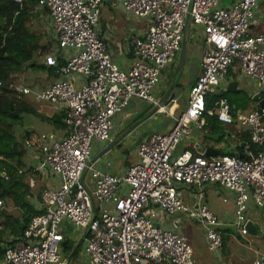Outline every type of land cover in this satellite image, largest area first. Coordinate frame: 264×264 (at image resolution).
<instances>
[{"label": "built area", "instance_id": "2783aa9c", "mask_svg": "<svg viewBox=\"0 0 264 264\" xmlns=\"http://www.w3.org/2000/svg\"><path fill=\"white\" fill-rule=\"evenodd\" d=\"M103 1H39L40 7L48 9L47 32L57 42V50L46 56V62L59 75L77 80L58 79L34 89L19 73L11 74L8 82L0 79V92L6 86L35 101L66 108L63 137L47 132L24 141L35 159L30 185H35L34 173L47 171L60 183L42 191V212L32 216L23 234L6 247L0 264H66L60 250L64 220L85 231L88 264H196L189 237L163 228L162 215L186 213L204 221L211 251L222 247L223 235L217 215L206 205L193 208L184 202L180 182L200 191L207 184H218L234 192L235 224L244 238L249 235L245 225L251 207L264 214V107L236 115L228 97L215 102L219 121L238 122L249 132L240 153L213 158L205 152L174 154L193 127L206 125L207 97L220 92L234 63L264 91V30L249 34L258 23L255 9L261 0H239L228 6L220 0H120L125 12L150 21L145 36L130 41L135 59L128 70L119 67L101 34ZM189 21L203 28L207 44L203 71L191 88L187 109L174 114L170 131L154 133L139 144V160L123 175L89 164L94 143L111 139L115 115L123 113L132 99L171 112L154 90L162 70L181 50ZM58 50L66 53L63 63L57 58ZM5 209L9 208L0 197V217ZM254 264H264V255Z\"/></svg>", "mask_w": 264, "mask_h": 264}, {"label": "crops", "instance_id": "0c3cea01", "mask_svg": "<svg viewBox=\"0 0 264 264\" xmlns=\"http://www.w3.org/2000/svg\"><path fill=\"white\" fill-rule=\"evenodd\" d=\"M119 1L120 0H117V4L115 7L113 6V4L109 7L111 9V12L108 13V18H106V20H103V22H101L100 19L101 23L99 22V28L108 47L112 49V52L114 53V59L118 63L119 67L124 70H128L132 67L135 59V56L131 51L130 41L133 37H144L147 32L150 21L147 17L138 18L130 13L125 12L120 7ZM237 1L239 0H220V4L222 6H228L231 3ZM103 3H104V7L109 6L108 0H104ZM255 14L256 17L258 18V23L250 28L249 30L250 35H254L264 30V0H261L259 2L258 6L255 9ZM129 17L135 18L137 21L136 20L131 21ZM44 21L45 22L43 25L45 26L46 29H48V26L50 25L49 14L44 16ZM46 33L50 38V44L52 46L51 53H53L54 51L57 50V46H56L57 42L54 39V37H52L48 32ZM184 39L186 41V52H185L184 62H181V58H180L181 50H180L175 60L162 70L161 80L154 90V92L158 93L157 94L158 96L157 95L155 96L160 100L162 104L166 105L168 109L171 110V112L156 111L155 113L150 115V113H152L155 107L154 105L150 104L147 101V105L145 106V108H142L140 106V101L144 99H140V98L132 99L130 105L126 108V110L123 113H119L115 115L114 124L111 133V139L106 142L94 143L93 150L91 153V159L96 155H98L100 152H104L106 147L109 146L111 143H114L111 149L103 153V155L98 160H96V162L93 163L94 166L98 167L103 171H107L118 176L123 175L132 164L136 163L139 160V156L137 152L139 144L145 138L153 135L154 133H166L170 131L175 124L174 114L177 115L178 113H181L182 111H185L187 109L190 93L187 97H184L183 95L185 92L184 86L188 85L190 88H192L197 78L202 73L204 50L207 43L203 28L193 24L191 21H189L187 25ZM65 54L66 53L62 50H58L56 52L58 59L60 57L61 59L64 60L63 55ZM39 64L43 65L44 67L42 66L38 69L29 68L24 73L21 74L22 75L21 80L25 84L33 87L34 89L46 88L52 82L58 79L71 78L77 80L75 76L72 77L62 76L55 73L52 70V66H49L47 64L45 57L42 59V61H39ZM244 78H248L247 85H242L240 82V80ZM231 82L237 83L235 86V90L241 89L247 92L248 95L251 97V100L249 101V103L245 108H239L237 111L234 110L235 114L240 112H250L256 107L261 106L260 101L264 99V91L259 88L258 83L254 78L249 77L242 72L238 63L233 64V66L229 70L228 76L221 82L219 93L228 91V86ZM168 91H170V93L167 96ZM172 93L175 94V97L172 101H170V97ZM258 93L260 95L259 99H254V97ZM37 102H42V101H37ZM48 103L49 102L44 103L46 107L45 109L41 110L44 112L45 115L51 116L61 111H66V108H64L62 105L52 104V103L48 104ZM50 104H52V107H49ZM214 110H215V106L211 109H208L207 110L208 114L216 116ZM147 116L149 117L146 120H143ZM204 117L207 125L206 112L204 114ZM46 122L49 123L48 121ZM221 123L224 125V127H226L227 130L223 139H220V135L215 132L212 126H210L208 129H205L206 125H204L202 128L193 127L192 135L184 140L185 142L182 147V150L178 151L179 154L184 151H192L194 153L205 152V154L208 157L213 158L219 156L222 153H232V154L240 153L245 143H247L250 139L248 130L241 127L238 122L232 125H228L223 122ZM119 128L120 131L116 134ZM64 130L65 128L64 129L56 128L53 125L51 131L49 132H55L58 135V137H63ZM27 131H31V132L34 131V127L32 126L28 127ZM40 134L42 133H36L34 135H30L31 137L28 138L27 135L23 133L21 135V138L24 139V141L25 139H37ZM134 137L138 138V142L136 146V158L133 160H129L128 158L125 159L123 158L121 163L120 162L117 164L113 162L111 163V161L108 160L109 158L108 155L112 152L113 147L123 145V142L124 140H126V138H134ZM208 150L209 153L207 154ZM27 157H29V159H27ZM119 157L120 156H117V158ZM25 158L30 166H32V164L35 163V159L32 157V153H29L28 151ZM34 175L36 177V182L34 186H31L32 193L29 196V201L34 205L36 209L39 210L42 191L46 188H58L60 179L59 177L53 175L49 171L36 172L34 173ZM88 183H90V181H88ZM36 190L38 191L36 192ZM178 190L184 202L188 206H191L193 208H198L200 205H206L211 211H213L217 215L220 221L218 229L222 233V235H225L226 237V240L224 239L223 242L224 244L219 249V252H217V256H223L225 254L226 247L228 246L229 241L233 240L234 242L235 241L237 242L241 240L242 237H244L240 235L235 224L236 206H235L234 192L226 188H223L218 184H207V186H205L203 190L200 191L192 185L181 182L178 183ZM214 191L218 194V196H221L224 193L223 194L224 196L222 197V202L224 204H230L231 205L230 210L226 209L223 212L220 210V208L211 209L204 202V200L207 197H209L210 192H214ZM39 194H40V198H39ZM7 207L13 211L18 210V208L16 209V207H14L13 205H7ZM257 209L258 208L253 205L248 212V218L254 221H259L261 224L264 225V222L259 220L260 219L259 216L254 214ZM18 213L19 212H17V214ZM230 213L232 214L233 218L230 217L231 216ZM177 218H180V221L178 225H175L174 221ZM195 220L202 222L203 224L205 223L202 220L190 218L186 213H179L177 215H167L164 213L162 215V218L160 219V225L165 229L179 231L186 234L189 237L190 242L193 245H196L197 238L193 226L194 225L193 221ZM232 227H235V229H233ZM60 228L64 235L63 242L66 240H70V242H73L74 244L73 251L71 252L70 255H66L65 252H64V256L62 255L63 261H65L66 264H71L73 259L80 254V258L78 257L80 259L79 261L88 264V259L84 251L85 249L84 247L86 244L85 231L81 228L75 227L68 220H64ZM18 237L20 236H12L10 240L13 241ZM205 238L207 240V245H208L209 239L206 233H205ZM197 260L198 259L195 256L196 264H197Z\"/></svg>", "mask_w": 264, "mask_h": 264}, {"label": "trees", "instance_id": "16d2710c", "mask_svg": "<svg viewBox=\"0 0 264 264\" xmlns=\"http://www.w3.org/2000/svg\"><path fill=\"white\" fill-rule=\"evenodd\" d=\"M39 1L23 0L18 3L16 0H0V79L6 82L13 73L22 74L29 68L42 67L39 61L52 51L47 33L36 32L31 27L35 18L48 15V9L40 7ZM59 61L63 63L64 60L59 57ZM52 70L57 73L55 67ZM3 89L0 92V197L7 205H13L18 210L5 209L0 217V259L4 257L6 247L13 243L11 237L21 236L32 216L42 212V209H36L29 201L32 187L28 177L32 166L26 161L24 139L17 137L15 127L24 126L28 114H34L56 128L66 127V111L45 115L35 104L28 101V96L9 90L6 86ZM223 96L228 97L236 111L245 108L251 100L248 93L241 89L224 91L207 97V110L213 108L215 102ZM207 110L205 129L212 126L220 139H223L227 132L226 127L217 116L208 114ZM30 132H25L28 138L31 137ZM224 239L226 240L225 235L223 242ZM62 244L65 254L70 255L74 248L73 242L66 240Z\"/></svg>", "mask_w": 264, "mask_h": 264}, {"label": "rangeland", "instance_id": "374dc122", "mask_svg": "<svg viewBox=\"0 0 264 264\" xmlns=\"http://www.w3.org/2000/svg\"><path fill=\"white\" fill-rule=\"evenodd\" d=\"M109 6H105L104 7V3L102 4V16H101V22H103V20H106V18H108V13L111 12V9L109 8L112 4L115 7L117 4V0H108ZM127 15V14H126ZM44 16H46V14H43L40 18H35L34 21L31 24V27L34 31L36 32H44L48 29L45 28L44 24ZM46 18V17H45ZM129 19L131 21H135V18L129 17ZM137 21V20H136ZM100 22V23H101ZM102 27V26H101ZM47 37V36H46ZM57 46V44H56ZM20 78H22V75L20 74ZM242 85H247L248 83V78H244L240 80ZM185 88V92H184V97H187L190 93L191 88L188 85L184 86ZM155 95H157V92H154ZM158 96V95H157ZM28 99V101H30L31 103L35 104V106L40 109L43 110L45 109V104L46 102H37L35 101L31 96L29 98L26 97ZM49 104V103H48ZM147 105V101L146 100H142L140 101V106L142 108H145V106ZM49 107H52V104H50ZM34 127V131L30 132V135H34L36 133H44V132H49L51 131L53 124H49L46 121L42 120L40 117L34 115V114H28L25 117V125L21 126V125H17L15 127V132L17 137H20L23 133H25V131H27L28 127ZM21 130V131H20ZM120 131V128L118 129V131L116 132V134ZM121 136V135H120ZM137 142H138V138L134 137V138H126V140H124L123 145H119V146H115L112 149V152L108 155V160L111 161V163H121L123 158H128L129 160H133L136 158V146H137ZM184 142H181L176 150L174 151V154L177 155L179 154L178 151L182 150V147L184 145ZM117 156H120L119 158H117ZM107 158V157H106ZM27 159H29V157H27ZM90 173H87V178L86 181H90ZM38 188V187H37ZM38 190H36L37 192ZM226 192V191H224ZM224 194V193H223ZM218 196V194L214 191V192H210L209 197H207L204 202L212 209H218L220 208L221 211H225L226 209L230 210L231 205L230 204H224L222 202V197L224 195ZM256 215L259 216V220H261L262 222H264V215L262 214V212L260 210H256L255 213ZM253 214V215H254ZM230 217L233 218L232 214L230 213ZM252 215V216H253ZM193 226H194V231H195V235H196V245L194 246L195 249V256L198 259L197 260V264H254L255 260L257 259L258 256L263 255L264 254V238L263 237H255V236H251V235H247L244 237H242L241 240L239 241H229L228 246L226 247V252L223 256H217V252H219V250L217 251H211L208 248L207 245V240L205 238V229L207 230V224H203L202 222L199 221H193ZM233 229H235V227H232ZM236 231V230H235ZM63 244L60 245V250L62 252V255L64 256V251H63ZM197 250V251H196ZM80 254L78 256H76L71 264H84L81 261H79L80 259ZM207 261V262H206ZM87 264V263H85Z\"/></svg>", "mask_w": 264, "mask_h": 264}, {"label": "water", "instance_id": "95a60500", "mask_svg": "<svg viewBox=\"0 0 264 264\" xmlns=\"http://www.w3.org/2000/svg\"><path fill=\"white\" fill-rule=\"evenodd\" d=\"M185 52H186V41L185 39L182 42V48H181V62H184L185 59ZM237 83L235 82H231L228 86V91H235V86ZM171 90V89H170ZM170 91L167 92V96L169 95ZM175 97V94L172 93L171 97H170V101H172ZM260 95L259 93L254 97V99H259ZM260 105L262 107H264V99L260 101ZM157 111V108L154 107L152 113H150V115H152L153 113H155ZM149 115V116H150ZM149 116H147L145 119L146 120ZM26 137V136H25ZM114 145V143H111L109 146L106 147L104 152H100L98 155H96L95 157H93L91 159V161L89 162V164H93L94 162H96V160H98L103 153H105L106 151H108L109 149H111V147ZM209 153V150L207 151V154ZM245 228L248 231V234L251 236H255V237H263L264 236V225L261 224L259 221H254L249 219L245 225Z\"/></svg>", "mask_w": 264, "mask_h": 264}]
</instances>
